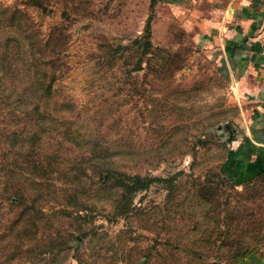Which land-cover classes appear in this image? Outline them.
<instances>
[{
  "label": "rangeland",
  "instance_id": "rangeland-1",
  "mask_svg": "<svg viewBox=\"0 0 264 264\" xmlns=\"http://www.w3.org/2000/svg\"><path fill=\"white\" fill-rule=\"evenodd\" d=\"M191 8L196 17H188ZM12 10L29 18L41 39L51 32L60 37L61 72L49 111L70 120V132L83 134L85 144L72 147L57 130L21 153L9 149L10 139L28 130L29 116L0 91V234H9L0 240V264H230L233 251L264 246V174L235 186L217 174L234 172L240 180L238 167H230L237 155L231 147L239 139L243 144L248 115L221 70L214 29L200 24L194 2L0 0V49L12 33ZM146 21L150 49L140 56L133 42ZM61 100L72 104L70 114L57 111ZM97 147L128 173L167 181L135 193V208L126 215L112 219L109 210L91 207L86 214L94 235L80 245L58 238L54 248L47 246L49 233L64 236L76 221L46 205V214L36 213L19 232L21 243H12L14 231L6 227L16 212L7 197L18 188L25 196L40 188L31 183L25 159L43 162L41 154L50 152L55 163L46 174L60 183L55 168L68 161L64 155Z\"/></svg>",
  "mask_w": 264,
  "mask_h": 264
},
{
  "label": "trees",
  "instance_id": "trees-1",
  "mask_svg": "<svg viewBox=\"0 0 264 264\" xmlns=\"http://www.w3.org/2000/svg\"><path fill=\"white\" fill-rule=\"evenodd\" d=\"M8 26L12 29V33L2 40L0 49V91L16 110L25 111L29 116L26 126L28 130L19 137L11 138L9 149L21 153L27 144L32 145L37 141L40 143L47 133L57 130H59L56 132L60 135L59 140L69 141L72 147L83 148L85 136L77 133L76 129L70 132L68 128L71 124L70 120L52 116L49 111L52 84L61 72L58 64L60 37L51 32L46 39H41L31 20L24 18L18 10H12L8 18ZM149 30V21H146L142 34L134 38L133 43L140 56H144L150 49ZM135 65L139 67V59L135 61ZM5 74L9 79L7 81ZM57 111L70 114L73 111L72 104L67 100H61ZM64 125L65 128H60ZM82 153L85 154L76 157L64 155V160L68 161L61 168H55L63 177L60 183L50 180L46 174L47 167L51 166L50 162L54 161V156L50 152L41 154L44 158L43 162L32 158L25 159L28 164L26 170L32 176L31 183L40 188L26 196L21 194L18 188L12 196L7 197V205L16 212L6 227L7 232L14 231L12 243H21L17 239L22 230L26 229L27 221L32 222L36 213L46 214L43 209V205H46L51 214L74 216L71 218L76 221L75 227L64 236H60L57 231L49 233L47 246L50 244V248H54L52 244L58 245L55 241L58 238L63 239L64 243L74 242L80 245L84 239L94 235V231L89 232L90 219L86 214L91 207L98 206L106 212L109 210L112 219L126 215L135 208L132 205V197L135 193L145 190L150 183L163 179L131 174L122 170L117 162L114 163L107 148L97 147ZM25 154L30 157L34 155L30 152ZM52 167H50L51 171H53ZM240 171L242 174L239 181L233 177L234 174L232 177L221 172L217 174L232 186L243 185L263 175L264 166H242ZM35 177L39 178L35 180ZM97 177L98 179L95 180ZM8 236L9 234H0V240ZM239 250L232 252L230 264L239 263L255 249Z\"/></svg>",
  "mask_w": 264,
  "mask_h": 264
},
{
  "label": "crops",
  "instance_id": "crops-1",
  "mask_svg": "<svg viewBox=\"0 0 264 264\" xmlns=\"http://www.w3.org/2000/svg\"><path fill=\"white\" fill-rule=\"evenodd\" d=\"M168 1L173 6L194 2L200 8V24L214 29L221 70L228 72L241 111L248 115V126L242 130L243 144H239V139L231 147L238 158L232 160L235 165L231 163L230 167H238L240 172L242 166H264V0ZM195 13L191 8L188 17H196ZM237 264H264V246Z\"/></svg>",
  "mask_w": 264,
  "mask_h": 264
}]
</instances>
